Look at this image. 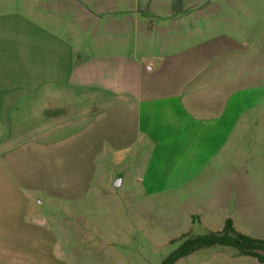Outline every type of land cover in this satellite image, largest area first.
I'll return each mask as SVG.
<instances>
[{
    "label": "crops",
    "instance_id": "obj_1",
    "mask_svg": "<svg viewBox=\"0 0 264 264\" xmlns=\"http://www.w3.org/2000/svg\"><path fill=\"white\" fill-rule=\"evenodd\" d=\"M200 4L217 6L1 0L0 201H33L32 151L46 169L65 151L89 163L108 154L120 184L149 195L184 189L186 218L207 231L230 218L243 233L233 217L258 210L255 176H264V37H150L153 18ZM14 213H0V229Z\"/></svg>",
    "mask_w": 264,
    "mask_h": 264
},
{
    "label": "rangeland",
    "instance_id": "obj_2",
    "mask_svg": "<svg viewBox=\"0 0 264 264\" xmlns=\"http://www.w3.org/2000/svg\"><path fill=\"white\" fill-rule=\"evenodd\" d=\"M213 2L217 6L209 10L200 4L160 21L153 18L150 37H264V0ZM80 37L83 44L91 38L87 32ZM112 156L102 155L95 163L91 156L89 163L88 154L72 157L65 151L50 158L52 166L46 169L32 151L27 173L33 201L28 206L19 195L0 201V213L15 212L10 229L9 224L0 229V264H158L180 243H170L172 239L207 232L196 219L185 217L189 194L184 189L149 195L129 180L114 185L122 167ZM255 180L258 210H241L233 222L243 234L264 239V176L257 173ZM41 181L47 185L36 196ZM173 264L264 263L233 247L212 245Z\"/></svg>",
    "mask_w": 264,
    "mask_h": 264
},
{
    "label": "trees",
    "instance_id": "obj_3",
    "mask_svg": "<svg viewBox=\"0 0 264 264\" xmlns=\"http://www.w3.org/2000/svg\"><path fill=\"white\" fill-rule=\"evenodd\" d=\"M177 240H180V243L158 264H173L179 258L212 245L233 247L240 255L250 256L264 263V239L253 238L236 231L230 218L225 219L221 230L191 236L184 233L179 238L172 239L170 243Z\"/></svg>",
    "mask_w": 264,
    "mask_h": 264
},
{
    "label": "water",
    "instance_id": "obj_4",
    "mask_svg": "<svg viewBox=\"0 0 264 264\" xmlns=\"http://www.w3.org/2000/svg\"><path fill=\"white\" fill-rule=\"evenodd\" d=\"M120 184V179H118V181H116L115 183H114V185H119Z\"/></svg>",
    "mask_w": 264,
    "mask_h": 264
}]
</instances>
